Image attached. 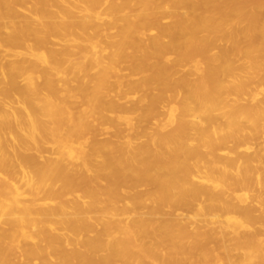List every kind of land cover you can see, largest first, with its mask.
Returning <instances> with one entry per match:
<instances>
[{
  "label": "bare ground",
  "instance_id": "1",
  "mask_svg": "<svg viewBox=\"0 0 264 264\" xmlns=\"http://www.w3.org/2000/svg\"><path fill=\"white\" fill-rule=\"evenodd\" d=\"M0 264H264V0H0Z\"/></svg>",
  "mask_w": 264,
  "mask_h": 264
},
{
  "label": "rangeland",
  "instance_id": "2",
  "mask_svg": "<svg viewBox=\"0 0 264 264\" xmlns=\"http://www.w3.org/2000/svg\"><path fill=\"white\" fill-rule=\"evenodd\" d=\"M260 141L262 142V140H261V139H260L259 141H257V142L259 143ZM260 144H261V143L257 144V146H259Z\"/></svg>",
  "mask_w": 264,
  "mask_h": 264
}]
</instances>
